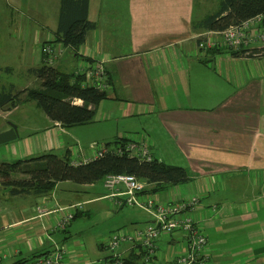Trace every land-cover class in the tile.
<instances>
[{
    "label": "crops",
    "instance_id": "0c3cea01",
    "mask_svg": "<svg viewBox=\"0 0 264 264\" xmlns=\"http://www.w3.org/2000/svg\"><path fill=\"white\" fill-rule=\"evenodd\" d=\"M60 4L0 0V90L39 86L32 69L44 63L42 46L59 38ZM218 7V0H89L88 16L96 28L78 54L66 46L55 66L76 70L84 54L106 60L111 86L97 105V122L64 127L30 106L37 105L33 100L0 108V132L10 123L18 132L15 140L0 144V161L44 151L63 154L80 141L87 150L97 138L110 142L146 134L156 158L184 166L191 176L154 196L160 201L201 196L197 211L208 235L207 264H264V44L249 46L262 49L252 55L200 50L197 36L205 30L193 22ZM83 129L98 133L85 141ZM62 184L69 186L64 193ZM107 192L103 182L71 181L58 183L47 196H10L0 189V264L21 258L30 259L22 264H34L55 244L67 245V264L107 259L106 236L152 221L142 209L141 214L135 207L116 206ZM78 202L84 204L77 216L53 228L59 207ZM186 247L174 234L161 241L152 264H176V254ZM119 252L123 258L139 256L144 264L141 246L125 243Z\"/></svg>",
    "mask_w": 264,
    "mask_h": 264
},
{
    "label": "trees",
    "instance_id": "16d2710c",
    "mask_svg": "<svg viewBox=\"0 0 264 264\" xmlns=\"http://www.w3.org/2000/svg\"><path fill=\"white\" fill-rule=\"evenodd\" d=\"M218 2L219 7L216 11L194 20L195 28L220 31L264 13V0H218ZM88 12L89 0H61L57 26L59 38L56 41H61L75 54H78L80 46L85 43L89 31L97 26L96 22L89 19ZM262 24L264 25V20ZM223 49L226 48H213L210 53H221ZM227 49L235 56L247 53L252 55L262 50ZM32 71L40 81L39 86L21 91L0 90L1 109L10 110L25 101L33 100L51 120L60 122L64 127H72L92 121L97 105L109 95V90H101L91 85L84 86L85 75L77 69L64 71L55 64L44 62ZM109 80L111 81L110 77ZM75 98L82 99L83 102L75 103ZM123 140L125 139L117 138L105 144H119ZM70 157L69 148L63 154L44 151L11 161H0V189L6 190L10 196L23 194L47 196L63 181L91 184L104 182L106 176L110 174L129 173L148 183L146 191L158 192L170 185L191 180L190 173L184 166L168 164L156 157L153 161H145L137 157L106 153L78 165L72 164ZM49 252L42 254L45 256ZM139 258L126 257L124 264H139ZM29 260L21 258L11 264H22Z\"/></svg>",
    "mask_w": 264,
    "mask_h": 264
},
{
    "label": "built area",
    "instance_id": "2783aa9c",
    "mask_svg": "<svg viewBox=\"0 0 264 264\" xmlns=\"http://www.w3.org/2000/svg\"><path fill=\"white\" fill-rule=\"evenodd\" d=\"M264 13H259L244 20L240 24L231 25L224 30H208L197 36L200 50L210 52L217 48H248L256 42L264 44ZM66 46L61 41H50L42 46L44 62L54 65L64 55ZM77 67L78 72L85 75L83 85H91L101 90H109L111 82L106 67V60L90 61L88 56ZM75 103L81 104L82 99L75 98ZM122 143L107 145L103 142H92L84 150L79 142L71 149V162L74 165L88 162L106 153L137 157L145 161H153L151 139L143 133L135 132L127 135ZM101 143V144H100ZM88 150L90 152L88 153ZM104 186L108 190L105 197L116 206H130L147 212L152 221L144 226L135 228H119L112 231L103 239L104 246L110 255L98 264H124V258L119 252L125 243L141 246L146 250L144 264H152L157 259L161 241L167 240L174 234L182 236L187 244L184 252L175 256L176 264H207L210 258L208 235L202 220L198 217L200 194H191L181 199L160 201L152 192L146 191L148 183L134 174H110L104 179ZM83 202L59 207L61 216L56 220L53 228H61L69 224L76 213L83 208ZM218 209L217 205L211 207ZM68 247L66 244H55L53 250L38 259L34 264H67ZM92 264L85 258L76 264Z\"/></svg>",
    "mask_w": 264,
    "mask_h": 264
},
{
    "label": "rangeland",
    "instance_id": "374dc122",
    "mask_svg": "<svg viewBox=\"0 0 264 264\" xmlns=\"http://www.w3.org/2000/svg\"><path fill=\"white\" fill-rule=\"evenodd\" d=\"M206 13H210V12H206ZM196 18H199V16H197ZM32 85H34V82H33V84ZM38 86V84H35L34 85V87H37ZM33 105H30V106H36V108H39L38 110H41L42 111V109L39 107V106H37V105H35V103H32ZM91 122H97V120H95L94 121V119L92 120V121H90V122H88V123H85V124H81V126H87V124H89V123H91ZM81 128H85V127H81ZM83 135H82V139L83 140H85V141H87V139H89V138H91V134H97L98 132L96 131V129H93L92 131H85L84 129H83ZM78 141H80V140H78ZM92 142H103V143H105L106 141H104V140H101V139H98L97 138V140L95 139L94 141L93 140H91ZM81 142V144H82V141H80ZM92 142H89V143H87L86 145H88V147H90V144L92 143ZM7 143V142H6ZM2 144H5V143H2ZM101 144V143H100ZM85 145V146H86ZM11 161V160H10ZM72 182V181H71ZM73 184H79V183H75V182H72ZM80 186V185H79ZM69 188V186L67 185V184H62L61 185V187H60V189H59V191L60 192H62V193H64V191H66V189H68ZM70 195V194H69ZM77 195V194H76ZM78 196V195H77ZM80 197H84L85 196V194L84 195H82V194H80L79 195ZM70 197V196H69ZM137 210L136 211H138L139 213H141L142 214V211H139L140 209H138V208H136ZM80 218H82V217H79V218H76V219H80ZM101 223H103V224H105V222H101Z\"/></svg>",
    "mask_w": 264,
    "mask_h": 264
},
{
    "label": "water",
    "instance_id": "95a60500",
    "mask_svg": "<svg viewBox=\"0 0 264 264\" xmlns=\"http://www.w3.org/2000/svg\"><path fill=\"white\" fill-rule=\"evenodd\" d=\"M17 137H18L17 126L13 123H10V128L0 132V144L13 141Z\"/></svg>",
    "mask_w": 264,
    "mask_h": 264
}]
</instances>
